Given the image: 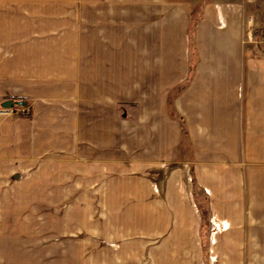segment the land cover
<instances>
[{"label":"crops","instance_id":"obj_1","mask_svg":"<svg viewBox=\"0 0 264 264\" xmlns=\"http://www.w3.org/2000/svg\"><path fill=\"white\" fill-rule=\"evenodd\" d=\"M251 1L0 0V219H96L79 264H264Z\"/></svg>","mask_w":264,"mask_h":264},{"label":"rangeland","instance_id":"obj_2","mask_svg":"<svg viewBox=\"0 0 264 264\" xmlns=\"http://www.w3.org/2000/svg\"><path fill=\"white\" fill-rule=\"evenodd\" d=\"M244 41L264 55V0L248 5ZM11 209L0 219V264H79L81 248L95 247L96 219H14Z\"/></svg>","mask_w":264,"mask_h":264},{"label":"trees","instance_id":"obj_3","mask_svg":"<svg viewBox=\"0 0 264 264\" xmlns=\"http://www.w3.org/2000/svg\"><path fill=\"white\" fill-rule=\"evenodd\" d=\"M197 19H198V17L194 16V18L192 20V25H191V34H190V45H191V51H192V57H191L192 66H191V68H193V66L195 64V54H194V49H193V45H192V43H193V38L192 37H193V26H194L195 22L197 21Z\"/></svg>","mask_w":264,"mask_h":264},{"label":"water","instance_id":"obj_4","mask_svg":"<svg viewBox=\"0 0 264 264\" xmlns=\"http://www.w3.org/2000/svg\"><path fill=\"white\" fill-rule=\"evenodd\" d=\"M16 103L12 100H6L2 103V106L5 108H12Z\"/></svg>","mask_w":264,"mask_h":264},{"label":"built area","instance_id":"obj_5","mask_svg":"<svg viewBox=\"0 0 264 264\" xmlns=\"http://www.w3.org/2000/svg\"><path fill=\"white\" fill-rule=\"evenodd\" d=\"M23 112L25 113V112H26V110H23Z\"/></svg>","mask_w":264,"mask_h":264}]
</instances>
